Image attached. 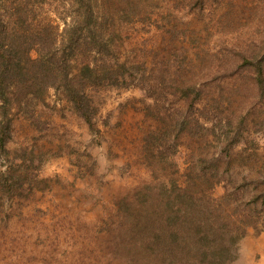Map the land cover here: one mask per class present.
Masks as SVG:
<instances>
[{
    "label": "rangeland",
    "instance_id": "1",
    "mask_svg": "<svg viewBox=\"0 0 264 264\" xmlns=\"http://www.w3.org/2000/svg\"><path fill=\"white\" fill-rule=\"evenodd\" d=\"M123 1L111 7L121 82L89 88L92 117L55 90L10 111L0 264H211L198 241L234 244L238 227L230 264L258 262L264 0H140L131 19ZM79 8L46 0L37 14L62 30Z\"/></svg>",
    "mask_w": 264,
    "mask_h": 264
},
{
    "label": "trees",
    "instance_id": "2",
    "mask_svg": "<svg viewBox=\"0 0 264 264\" xmlns=\"http://www.w3.org/2000/svg\"><path fill=\"white\" fill-rule=\"evenodd\" d=\"M140 3V0H124L121 16L133 18L140 12ZM113 4V0H79L81 8L73 23L64 22L61 30L55 18L38 15L44 10L46 0H0L1 150L9 138V114L15 105L25 109L35 106L55 90L90 118L95 108L89 88L121 82L120 72L111 65L115 56L111 46L117 37ZM221 159L214 158L212 164L217 167ZM194 180L209 182L204 176H196ZM250 213L256 211L251 208ZM248 217L240 222L246 227L253 225ZM238 228L242 234L234 239V244L246 234ZM202 241L206 242L204 246ZM198 244L197 251L211 257V264H230L235 259L237 249L227 239L210 241L205 234Z\"/></svg>",
    "mask_w": 264,
    "mask_h": 264
},
{
    "label": "crops",
    "instance_id": "3",
    "mask_svg": "<svg viewBox=\"0 0 264 264\" xmlns=\"http://www.w3.org/2000/svg\"><path fill=\"white\" fill-rule=\"evenodd\" d=\"M263 242H264V240H263ZM260 247V246H259ZM257 248V250L259 251V252H262L263 254H262V256H261V259L258 261V262H255L254 264H264V244H263V247L262 248ZM255 253V252H254Z\"/></svg>",
    "mask_w": 264,
    "mask_h": 264
}]
</instances>
